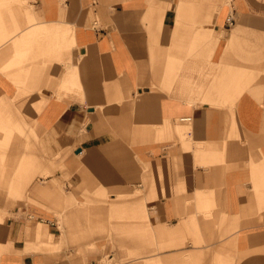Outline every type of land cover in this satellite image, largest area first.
I'll return each instance as SVG.
<instances>
[{"label":"crops","instance_id":"crops-1","mask_svg":"<svg viewBox=\"0 0 264 264\" xmlns=\"http://www.w3.org/2000/svg\"><path fill=\"white\" fill-rule=\"evenodd\" d=\"M252 2L0 0V264H70L100 199L131 264H264Z\"/></svg>","mask_w":264,"mask_h":264},{"label":"rangeland","instance_id":"rangeland-1","mask_svg":"<svg viewBox=\"0 0 264 264\" xmlns=\"http://www.w3.org/2000/svg\"><path fill=\"white\" fill-rule=\"evenodd\" d=\"M253 3V2H252ZM254 4V11L256 14L264 16V0H256ZM192 132V130H191ZM66 181H69V178L64 179ZM50 185V183L46 184L45 186ZM63 188V191H65L66 193V183H61L60 184ZM35 186H38V184H35ZM69 187V186H68ZM97 197V195H96ZM17 197H14V207H16V203L15 201H17ZM24 200V199H23ZM39 201V200H38ZM93 201L92 204H89L88 206H86L88 208V211L91 213H100L101 217H91L92 220L96 221L99 220L100 222L103 221V225L106 227V230L102 231H96L93 235L92 232L90 231L91 226H93L92 224H90V222L86 219V216H81L78 219H74V223L76 226V230L77 232H80L81 234L79 235V239L74 240L72 239L71 242H69L67 245H65L63 247V249L61 250V252H59V255L62 254L63 257H61L63 260L68 261L70 264H131V261L134 260V258H130L126 255L125 250L123 249V251L121 250V248H118V235L112 231H110V223L107 221L108 217L106 215L107 212V208L110 204V202L112 203L113 201L108 200L106 201V203H104V201L102 199L100 200H90ZM24 202H26L27 204H30V207H38V205H36L34 202H31L29 200H24ZM60 205L63 206L62 208V213H65V216L67 214H71V212L73 211V205L68 203L67 201H64V203L62 204L61 201ZM88 202V200H76V203L74 202V204L77 205H84ZM118 202V201H116ZM42 204L46 205V202L44 200L41 201ZM97 205H101L100 208H97L95 206ZM47 207V205H46ZM94 207V208H93ZM38 208H42V207H38ZM48 208V207H47ZM93 208V209H92ZM43 209H45V207H43ZM60 210V209H59ZM106 210V211H105ZM85 211V210H82ZM75 212V210L73 211ZM98 214V215H100ZM5 223H7V221L9 219L12 218V216H8L7 214H5ZM64 217V216H63ZM17 219H25V221L27 222V224L31 225L32 223H37L38 221L40 222V220H38L37 218H32L31 220L29 218H27V215L24 214V217L19 216V217H15ZM94 218V219H93ZM59 219V218H58ZM53 218L52 221L48 222V221H42L44 222V224H47L49 227V230L52 233H55V224H57L58 226V230L61 231V227L59 225L60 221ZM65 219V217H64ZM116 224V222L114 223ZM65 227V225H64ZM111 232V233H110ZM112 234V237H111ZM76 239V238H75ZM91 244H95L97 245L99 248L94 250L92 249L93 247H91ZM127 256V257H126ZM112 260L111 262H109L108 260Z\"/></svg>","mask_w":264,"mask_h":264},{"label":"bare ground","instance_id":"bare-ground-1","mask_svg":"<svg viewBox=\"0 0 264 264\" xmlns=\"http://www.w3.org/2000/svg\"><path fill=\"white\" fill-rule=\"evenodd\" d=\"M181 122L183 123H187V124H190V123H192L193 122V120L192 119H190V118H187V119H183V120H181ZM180 122V123H181Z\"/></svg>","mask_w":264,"mask_h":264},{"label":"built area","instance_id":"built-area-1","mask_svg":"<svg viewBox=\"0 0 264 264\" xmlns=\"http://www.w3.org/2000/svg\"><path fill=\"white\" fill-rule=\"evenodd\" d=\"M232 22V19H230V23Z\"/></svg>","mask_w":264,"mask_h":264}]
</instances>
